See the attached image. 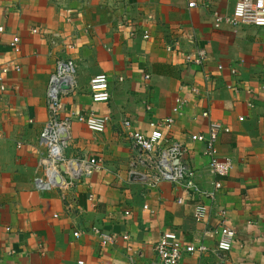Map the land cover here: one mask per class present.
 <instances>
[{
    "label": "crops",
    "instance_id": "0c3cea01",
    "mask_svg": "<svg viewBox=\"0 0 264 264\" xmlns=\"http://www.w3.org/2000/svg\"><path fill=\"white\" fill-rule=\"evenodd\" d=\"M195 1L188 8L185 0H0V64L19 67L0 89V264H157L152 247L165 231L209 250L179 264H264V27L233 26L235 0ZM181 32L205 51L202 67L182 64L176 50L192 44ZM13 36L17 53L8 47ZM59 59L76 70L62 115L109 118L101 133L73 120L63 153L97 156L102 169L64 190H39L45 91ZM96 74L107 76L108 102L90 100L88 81ZM178 97L185 105L171 114ZM167 116L174 121L164 135L185 147L182 159L198 187L221 183L213 201L203 200V222L192 218L194 199L167 182L147 189L137 176L144 166L132 165L129 135L148 133L150 121ZM210 121L229 129L217 141L219 156L233 163L222 178L209 172L204 144L188 138L206 133ZM220 227L235 233L225 254L210 251L215 238L203 235ZM101 233L112 237L106 246Z\"/></svg>",
    "mask_w": 264,
    "mask_h": 264
},
{
    "label": "built area",
    "instance_id": "2783aa9c",
    "mask_svg": "<svg viewBox=\"0 0 264 264\" xmlns=\"http://www.w3.org/2000/svg\"><path fill=\"white\" fill-rule=\"evenodd\" d=\"M188 8H194L195 0H185ZM232 14L229 22L233 26L251 25L264 27V0H235ZM3 28L0 27V32ZM33 33H38L35 29ZM130 31V36H133ZM185 36V37H183ZM181 37L186 38L192 48L186 51L176 50L182 64L185 66L202 67L207 55L205 51L196 44L195 37L191 34L181 32ZM143 39L148 38V32L143 31ZM53 43V42H52ZM19 39L13 36L8 44L13 53H17L19 48ZM173 51V48H167ZM19 67L12 60H7L0 64V89L4 76L10 71H18ZM217 69L221 70L222 66L218 65ZM75 65L69 59H59L55 62L53 71L48 76L47 87L45 91L47 120L40 132V140L44 145L43 168L44 176L41 182L37 183L36 188L39 190H64L72 187L75 183L83 178L89 177L102 169L101 159L97 156L87 158L66 157L63 153L69 140V130L73 120L80 122L93 133H101L108 125L109 118L95 114V112L75 113L68 112L64 116V106L62 97L66 94H72L75 90ZM232 76L237 75L234 68L230 69ZM148 78V75L144 76ZM205 80H210L204 75ZM235 89L238 86H234ZM90 100L93 103H105L110 99L108 89V79L105 74H96L88 81ZM185 100L178 97L174 99L171 107V114H177L185 105ZM202 116L208 117V112H202ZM173 117L167 116L163 119L150 121L148 123V133H131L132 146L136 150V157L132 165L139 164L144 166L143 173L137 174L138 178L145 184L147 189L155 188L160 182H167L175 187H179L192 200H195L192 218L196 222H203L207 216V206L203 200L213 201L215 194L221 189L220 181L212 183L211 190H204L198 187L194 181L193 171L187 169L183 162L185 147L178 142H169L164 135L173 124ZM124 126H129V122H123ZM228 128L224 127L217 121H210L206 133L189 135V139L194 142L204 144L203 155L208 160V170L215 177L222 178L229 174L233 169V163L229 158L220 157L217 149V141L221 133H227ZM178 198L177 203L181 204L183 200ZM92 200V196H89ZM126 214V213H125ZM96 232L95 229H93ZM81 232H75L77 238ZM203 235H208L214 239V246L210 251L214 253L225 254L231 250L235 233L227 227L203 231ZM101 246H106L112 241V237L107 233L99 234ZM127 241L126 235L122 238ZM264 240V235H263ZM203 243L185 242L180 243L178 237L173 231H165L154 244L152 249L157 258V264H179L185 255L200 256L206 253L208 248ZM131 252L130 246L125 248ZM130 264H134L133 261Z\"/></svg>",
    "mask_w": 264,
    "mask_h": 264
}]
</instances>
